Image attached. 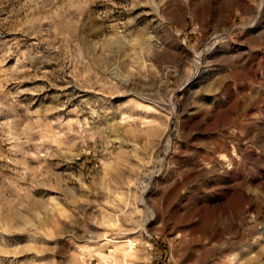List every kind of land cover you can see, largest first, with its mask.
<instances>
[{
    "label": "rangeland",
    "instance_id": "1",
    "mask_svg": "<svg viewBox=\"0 0 264 264\" xmlns=\"http://www.w3.org/2000/svg\"><path fill=\"white\" fill-rule=\"evenodd\" d=\"M0 264H264V0H0Z\"/></svg>",
    "mask_w": 264,
    "mask_h": 264
},
{
    "label": "bare ground",
    "instance_id": "2",
    "mask_svg": "<svg viewBox=\"0 0 264 264\" xmlns=\"http://www.w3.org/2000/svg\"><path fill=\"white\" fill-rule=\"evenodd\" d=\"M111 260V259H110Z\"/></svg>",
    "mask_w": 264,
    "mask_h": 264
}]
</instances>
